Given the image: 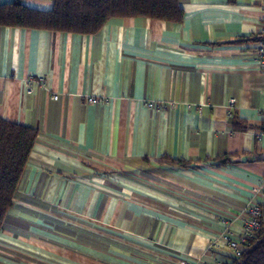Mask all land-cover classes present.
<instances>
[{
  "label": "crops",
  "instance_id": "obj_1",
  "mask_svg": "<svg viewBox=\"0 0 264 264\" xmlns=\"http://www.w3.org/2000/svg\"><path fill=\"white\" fill-rule=\"evenodd\" d=\"M178 2L180 21L122 17L92 34L0 25V118L37 131L0 264L230 262L212 241L264 203V0ZM28 76L45 83L27 91Z\"/></svg>",
  "mask_w": 264,
  "mask_h": 264
},
{
  "label": "trees",
  "instance_id": "obj_2",
  "mask_svg": "<svg viewBox=\"0 0 264 264\" xmlns=\"http://www.w3.org/2000/svg\"><path fill=\"white\" fill-rule=\"evenodd\" d=\"M135 16L176 22L181 20L183 10L178 0H53L48 10L28 7L21 0L0 4L2 26L83 34L95 33L113 19ZM230 121L236 129L250 128L239 125L234 118ZM257 129L264 132V122ZM36 136L35 128L0 118V229ZM228 159L226 155L223 161ZM171 161L181 166L186 163ZM228 264H264V225L247 241L241 255L231 258Z\"/></svg>",
  "mask_w": 264,
  "mask_h": 264
},
{
  "label": "built area",
  "instance_id": "obj_3",
  "mask_svg": "<svg viewBox=\"0 0 264 264\" xmlns=\"http://www.w3.org/2000/svg\"><path fill=\"white\" fill-rule=\"evenodd\" d=\"M253 60L257 68L264 74V26L260 31L254 36V46L252 49ZM27 91H30V83L37 82L40 85H44L45 81L42 77L34 78L33 76H28L26 78ZM264 97V89H263ZM53 99H57L58 95L53 94ZM103 100L101 97L88 95L87 102L93 104ZM234 98L228 100L229 107H233ZM146 105L150 108L157 107L154 102H146ZM242 228L239 233L235 234L230 232L228 229L222 231L215 239L212 241V245L219 246L223 245L230 253L231 258H237L241 255L242 251L246 247L247 241L252 238L258 229L264 225V203L253 202L245 208L243 214ZM178 264H219L204 261L201 259L187 260L181 259Z\"/></svg>",
  "mask_w": 264,
  "mask_h": 264
}]
</instances>
